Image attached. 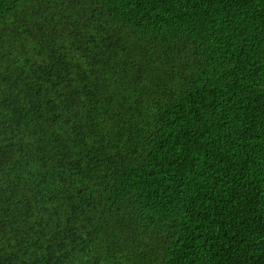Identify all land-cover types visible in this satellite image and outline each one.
I'll use <instances>...</instances> for the list:
<instances>
[{
    "label": "trees",
    "instance_id": "trees-1",
    "mask_svg": "<svg viewBox=\"0 0 264 264\" xmlns=\"http://www.w3.org/2000/svg\"><path fill=\"white\" fill-rule=\"evenodd\" d=\"M0 264H264V0H0Z\"/></svg>",
    "mask_w": 264,
    "mask_h": 264
}]
</instances>
